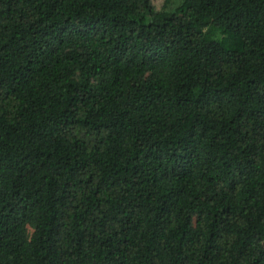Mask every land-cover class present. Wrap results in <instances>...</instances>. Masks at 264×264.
<instances>
[{"label": "trees", "instance_id": "1", "mask_svg": "<svg viewBox=\"0 0 264 264\" xmlns=\"http://www.w3.org/2000/svg\"><path fill=\"white\" fill-rule=\"evenodd\" d=\"M0 0V264H264V0Z\"/></svg>", "mask_w": 264, "mask_h": 264}, {"label": "rangeland", "instance_id": "2", "mask_svg": "<svg viewBox=\"0 0 264 264\" xmlns=\"http://www.w3.org/2000/svg\"><path fill=\"white\" fill-rule=\"evenodd\" d=\"M172 2L169 3V6L172 7V4H173V0H171ZM155 6L158 8V9H163L165 7V3H166V0H153Z\"/></svg>", "mask_w": 264, "mask_h": 264}]
</instances>
